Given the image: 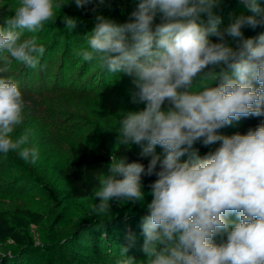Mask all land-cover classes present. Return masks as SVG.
Instances as JSON below:
<instances>
[{"label": "clouds", "instance_id": "obj_1", "mask_svg": "<svg viewBox=\"0 0 264 264\" xmlns=\"http://www.w3.org/2000/svg\"><path fill=\"white\" fill-rule=\"evenodd\" d=\"M239 3L252 15L233 13L221 28L222 0H139L124 23L97 14L85 35L88 47L76 53L129 77L131 102L145 105L123 113L116 133L119 145L141 146L139 156L150 157L147 168L112 155L107 172L94 177L91 211L103 214L113 200H143L142 174L155 175L141 217L147 264H264V123L246 134L218 133L242 117L264 116V33L245 38L242 31L264 27V8L258 0ZM64 5L19 0L14 15L0 23V154L14 152L28 164L39 158L34 133L13 134L29 102L7 74L14 63L40 65L45 47L36 33L55 23V10ZM63 21L69 31L77 26L75 18ZM217 142L204 156L194 147ZM126 238L130 247L135 235ZM127 252L122 247L117 264H137Z\"/></svg>", "mask_w": 264, "mask_h": 264}, {"label": "rangeland", "instance_id": "obj_2", "mask_svg": "<svg viewBox=\"0 0 264 264\" xmlns=\"http://www.w3.org/2000/svg\"><path fill=\"white\" fill-rule=\"evenodd\" d=\"M57 2L65 5L55 10V23L48 22L36 33L38 42L45 47L42 58L46 57V62L36 69L14 63L7 74L19 82L20 88L32 81L36 84L33 92L22 93L29 103L24 121L13 135H19L25 128L31 129L34 133L32 144L38 148L39 158L35 164H28L14 152L7 156L0 154V210L19 207L45 215L39 226L30 228L35 251L28 255L24 264H117L124 258L122 247H128L126 255L133 257L137 264H147L142 252L141 217L151 202V190L141 189L144 199L140 201L120 203L113 200L109 211L96 214L91 211V201H75L69 197L56 173L57 167L68 163V149L79 141L110 158L118 144L119 118L123 113L145 107L131 102L129 93L133 86L130 78L122 73L112 78L101 76V72L94 74L96 86L89 91L70 86L54 87L56 78L59 81L65 75L67 79L85 64L76 53L88 47L85 35L91 31L81 26L70 0ZM135 2L137 4L139 0ZM18 4L19 0H0V23L2 16L14 15ZM241 11L247 15L242 5L230 7L221 23L226 26L229 16ZM63 16L77 20L73 31L65 29ZM97 65L87 62L88 72H97ZM41 75L46 76L47 81ZM42 82H48L45 90L39 87ZM194 147L201 156L214 150V144L205 147L197 143ZM156 152L161 154L162 149L157 146ZM181 159L185 160L187 156ZM90 222L95 225L83 228ZM129 233L135 235V242L130 247L126 238ZM22 255L11 243L0 245V258Z\"/></svg>", "mask_w": 264, "mask_h": 264}, {"label": "trees", "instance_id": "obj_3", "mask_svg": "<svg viewBox=\"0 0 264 264\" xmlns=\"http://www.w3.org/2000/svg\"><path fill=\"white\" fill-rule=\"evenodd\" d=\"M70 3L75 11L77 19L81 23V26L87 27L90 30L94 28L95 16L97 14L112 19L117 23H124L128 20L129 15L135 10L137 5L135 0H104L103 4H98V0H94L92 4L86 5L83 8H78L75 5V0H70ZM222 3L223 10L221 11L217 9L218 14L221 17V21L225 14L229 11L230 7L241 5L239 0H222ZM258 3L261 8H264V0H258ZM94 7L95 11H93ZM247 15H252V13L247 11ZM220 27L223 28L224 24L221 23ZM242 31L245 38H256L259 34L264 33V27L257 26L255 29L246 27L242 29ZM210 39L213 42H218L216 37H210ZM225 40L231 46L235 47V44L230 37L226 36ZM44 59H46V57L41 58L40 64H44L46 62ZM86 63L87 62L85 61V64L79 68L77 74L72 73L67 79H65V75H62V79H59V81L58 78H56L54 80V87L64 88L70 86L72 89H84L89 91L96 86L94 82L96 77L94 74L96 75L98 72H101V76L104 75L105 78H112L118 75L110 74L107 70L101 69L98 65L97 72L89 73ZM41 76L47 81L46 76ZM47 83L48 82H42V85L39 87L45 90L48 85ZM35 85V82L32 81L20 89H22V93L33 92ZM41 89L36 88L35 90ZM261 123H264V116L248 118L242 117L239 121H234L232 125L219 129L218 133L227 136H231L236 133L246 134L249 129H254ZM218 146L219 142L214 144V149ZM141 150V146L139 145H132L129 149L123 145L116 144L115 148L111 152V156L115 155L118 158H123L126 163L140 162L145 165V168H147L149 159L141 158L139 156ZM67 154H69L68 163L56 168L58 178L66 186L69 197L72 200H89L94 204L95 200L93 198V189L97 186V181L94 177L101 172H107V165L110 163V158L97 152L83 141H79L74 146L70 147ZM156 179L157 177L155 175L148 176L142 174V189L144 191H150V185ZM50 195L51 197H54L53 193ZM44 217L45 215L43 213H38L28 208L16 207L13 209L0 210V245L11 243L17 249H20L21 253H23V255L19 258H16V256L11 259L1 257L0 264H24V262L28 260V255L35 251V248L33 247V240L30 236V228L31 226H39L43 222ZM229 218L234 219L235 217L233 216ZM94 225V222H90L84 224L83 228L93 227Z\"/></svg>", "mask_w": 264, "mask_h": 264}]
</instances>
